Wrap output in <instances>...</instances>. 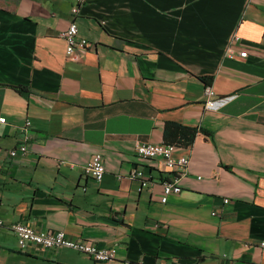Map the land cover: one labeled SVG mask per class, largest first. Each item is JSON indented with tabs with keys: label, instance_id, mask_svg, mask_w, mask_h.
I'll return each instance as SVG.
<instances>
[{
	"label": "crops",
	"instance_id": "1",
	"mask_svg": "<svg viewBox=\"0 0 264 264\" xmlns=\"http://www.w3.org/2000/svg\"><path fill=\"white\" fill-rule=\"evenodd\" d=\"M74 6L90 46L68 56ZM0 116V264H264V0H0ZM168 122L196 135L175 145L189 166L163 204L177 174L135 149L165 143ZM96 153L100 182L83 169ZM19 221L116 258L21 252Z\"/></svg>",
	"mask_w": 264,
	"mask_h": 264
},
{
	"label": "built area",
	"instance_id": "2",
	"mask_svg": "<svg viewBox=\"0 0 264 264\" xmlns=\"http://www.w3.org/2000/svg\"><path fill=\"white\" fill-rule=\"evenodd\" d=\"M84 0H78V3ZM79 12L78 6L72 8V21L68 28L62 33V37L66 43V54L72 56L75 52H86L90 46V42L87 38L79 34V28L75 19V15ZM233 40L240 41V36L235 34ZM233 49L229 48L226 52L228 56H233ZM248 52L246 50L241 51L239 55L246 57ZM205 95V107L207 109L218 108V102L223 99H215V92L210 85H207L204 89ZM6 123V118L0 116V124ZM31 121L26 120L23 125V139L19 145L10 150L9 154L12 157L18 155V153L26 154L28 152L27 143L30 139ZM174 144H145L141 143L136 146V153L142 160H154L158 159L166 167L167 170L175 172L177 174L173 179H167L162 182L164 196L161 199L163 204L168 202L169 196L172 194L180 193L182 187L180 186L179 174L185 172L189 166V158L186 154H180L176 150ZM84 173L87 176L92 177L96 181L100 182L105 175L106 168L104 165L103 156L100 153H96L92 158L84 165ZM131 178L140 182V189L144 187H152L154 184L151 176H148L143 169L135 168L132 171ZM225 203L229 202L228 199L224 200ZM4 222L0 219V226H3ZM8 228L16 235L18 239V245L21 252L33 253L35 251H48L60 247L72 249L74 251L86 254L99 262L111 261L116 258V248H99L93 242L89 240H76L68 237L65 231H40L33 228L31 225L24 222H16L10 224ZM264 246V242L261 244ZM169 264V263H158Z\"/></svg>",
	"mask_w": 264,
	"mask_h": 264
},
{
	"label": "trees",
	"instance_id": "3",
	"mask_svg": "<svg viewBox=\"0 0 264 264\" xmlns=\"http://www.w3.org/2000/svg\"><path fill=\"white\" fill-rule=\"evenodd\" d=\"M206 82L210 83L212 80L211 77L204 78ZM24 88H20V90H23ZM196 131L182 126L177 123H171L168 122L165 125V131H164V137H165V143L166 144H174V145H190L195 138ZM181 138L184 140L181 141Z\"/></svg>",
	"mask_w": 264,
	"mask_h": 264
}]
</instances>
